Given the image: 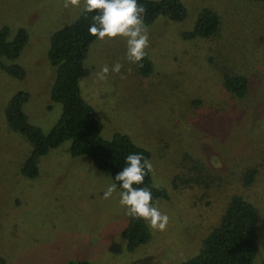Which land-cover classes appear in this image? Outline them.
Here are the masks:
<instances>
[{"label": "rangeland", "instance_id": "374dc122", "mask_svg": "<svg viewBox=\"0 0 264 264\" xmlns=\"http://www.w3.org/2000/svg\"><path fill=\"white\" fill-rule=\"evenodd\" d=\"M93 1L0 0V28L29 36L19 57L4 61L19 65L24 78L0 70V264H183L199 253L233 195L252 199L264 214V1L180 0L185 20L119 21L91 47L80 86L102 137L128 135L150 151L154 183L170 196L148 214V243L127 250L130 200L109 172L71 156V140L41 159L36 179L21 175L32 146L10 128L8 106L23 93L29 124L51 131L63 112L50 99L51 37ZM205 9L218 13L220 31L186 39ZM144 51L154 65L149 77L136 64ZM230 69L247 73V101L226 91ZM248 169L260 171L249 189L242 180ZM258 237L254 264H264V220Z\"/></svg>", "mask_w": 264, "mask_h": 264}, {"label": "trees", "instance_id": "16d2710c", "mask_svg": "<svg viewBox=\"0 0 264 264\" xmlns=\"http://www.w3.org/2000/svg\"><path fill=\"white\" fill-rule=\"evenodd\" d=\"M186 15L187 10L180 0L93 1L73 23L51 37L48 59L56 69V77L50 99L63 107L59 121L48 134L30 125L23 112L28 96H23V93L10 102L6 112L10 128L22 134L32 146V152L20 170L24 178L36 179L40 174L41 159L67 139L71 140L72 157H87L97 170L111 174L115 187L131 202L129 223L123 232L129 252L150 241L148 214L156 201L169 200L170 196L165 188L154 183L150 151L136 145L128 135L115 134L110 140L102 137L103 126L94 108L84 99L80 85L89 75L86 61L92 45L110 26L119 21L151 26L160 17L181 22ZM220 29L218 13L205 9L198 16L192 32L184 37L208 39ZM28 38L24 28L18 29L15 34L7 26L0 28V70L24 78L25 71L19 65L6 66L4 61L17 59ZM136 64L142 76L153 74L154 65L147 52L137 55ZM246 74L230 69L224 75V87L235 99L247 101L249 98L250 82ZM259 174L257 169H248L242 176L245 188L257 185ZM202 178L201 175L196 182L202 181ZM194 181L191 179L187 183ZM263 220V210L255 201L233 195L223 209L219 225L202 242L199 253L183 264H254L260 249L258 230ZM67 264L89 263L78 261Z\"/></svg>", "mask_w": 264, "mask_h": 264}]
</instances>
